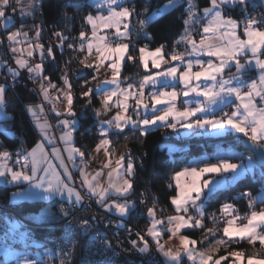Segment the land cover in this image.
Listing matches in <instances>:
<instances>
[{"label": "snow or ice", "instance_id": "1", "mask_svg": "<svg viewBox=\"0 0 264 264\" xmlns=\"http://www.w3.org/2000/svg\"><path fill=\"white\" fill-rule=\"evenodd\" d=\"M183 2L187 4V19L183 21L185 29L168 51L167 44L150 49L148 44L137 47L132 43L133 32L128 21L135 8L126 6L128 0H89V6L96 13H89L83 18L90 27V35L81 30L77 38L78 47L68 45L70 49L84 54V59L77 61L80 67L73 74L75 78H83L84 69L89 70L91 77L84 79L80 85L83 89L81 96L76 97L67 69L62 70L58 77L63 88L46 74L49 71L47 66L51 64L55 68L58 62L54 47L46 48L39 43L43 25L21 23L18 30L7 32V27L14 22L8 9L16 13L19 8L22 17L34 19L41 9L39 0H27V7L24 0H0V28L6 32L0 37V46L7 43L15 65L0 57V70L7 72V77H0V119H9L6 93L18 83H23V72L27 73L29 82L38 83L42 100L39 105H24L39 131V141L35 146L30 151L10 152L0 143V183L17 187L26 184L24 190L13 194L21 199L53 200L59 197L69 206L85 205L86 200L94 199L105 212L119 217L114 226L123 229L126 228L124 222L141 212L140 205H146L147 201L131 199L135 194L136 162L130 152L116 160L111 158L109 146L113 142L112 137L123 135L126 129L146 136L154 126L170 129L178 135L181 132L196 137L234 135L237 140L250 144L254 156L235 163V153L218 150L210 158L215 162H193L195 166L175 172L173 183L168 187L177 190V195L170 198L177 214L159 217L156 198L153 197L152 207H147L145 212L150 225L144 234L137 231L136 239H130L129 245L132 251L148 257L147 264H264V259L245 256L242 251L236 250L214 258V254L198 250V241L182 234V230L206 227L203 222L206 218L205 201L229 180L234 182L245 173L253 172L257 166L264 177V19L245 15L243 21H239L226 12V8L236 5L246 11L248 0H209L208 6L203 8L195 0ZM180 3L181 0H169L165 7L175 8ZM146 23L145 20L138 21L141 28ZM25 27L34 31V37H29ZM197 28L200 29L198 35ZM102 30L109 31L101 34ZM55 35L60 39L55 49L62 52L69 37L60 32ZM143 35L151 40L146 31ZM180 46H183V51L179 50ZM133 52L138 55L133 56ZM34 53L38 55V63L32 62ZM127 62L137 63L143 70L142 77L135 81L129 77L121 79ZM65 63L70 66L72 61ZM102 69L109 70L110 78L100 79ZM30 91L36 93L37 89ZM81 97L87 101L84 108L90 107L95 98L100 102V107L93 109L99 133L95 151L105 153L106 163H102L95 172L88 171L87 149L82 151L74 146V133L79 124L74 100ZM58 103L65 104L63 112L57 109ZM45 105L49 106L47 112ZM49 113L55 114V125L47 119ZM54 127L61 130L59 135L52 131ZM75 174L79 176L78 186ZM147 191L140 195L145 196ZM241 199H246L250 207H255L256 198L250 191L233 198ZM190 209L196 216L190 213ZM70 211L71 207L61 206L64 218L69 216ZM219 212V216L207 213L213 223L223 222L225 225L222 237L216 240V253L220 248L241 242L253 245L259 242L264 246V210H252L250 215L241 217L234 203L225 202ZM95 220L93 215L92 222L83 219L75 223L86 234ZM68 223L71 227L73 221ZM0 231L4 236L0 250L7 257L13 254L7 242L15 241L17 236L23 240L25 234L7 222ZM127 232L131 236L132 229L127 228ZM165 234H169V239H178L179 246H171L164 240ZM116 235L117 244H122L119 234ZM214 236L215 232L208 229L205 239ZM75 237L74 231L69 233L72 248L77 243ZM101 243L106 249L112 248L108 240ZM152 245L158 255L152 253ZM121 250L129 251L127 248ZM21 259L22 264H36L28 257ZM103 264L110 262L104 261ZM129 264L133 262L129 261Z\"/></svg>", "mask_w": 264, "mask_h": 264}, {"label": "trees", "instance_id": "2", "mask_svg": "<svg viewBox=\"0 0 264 264\" xmlns=\"http://www.w3.org/2000/svg\"><path fill=\"white\" fill-rule=\"evenodd\" d=\"M167 0H128V6L135 8V13L139 12L143 20L146 21L145 14L152 12ZM201 8L208 6L209 0H195ZM41 15L40 20L43 26V41L45 45H50L55 49V40L58 37L55 33L60 32L63 36H68L69 39L64 42L63 48H69V44L78 46L79 33L81 30H86L84 17L89 13H95L94 8L89 6V0H40ZM187 4L181 0L177 7L163 13L151 21H147L143 27L147 33L152 34L153 41L144 40L151 47H157L160 44H167L170 48L184 32L185 25L183 21L187 19L185 8ZM234 10V11H233ZM231 13L229 10H227ZM234 15L238 14V9H232ZM83 25V29H82ZM45 27V29H44ZM45 31L48 37L45 35ZM143 42V41H141ZM46 46V47H47ZM56 50V54H57ZM3 57V56H2ZM5 59V57H3ZM6 60V59H5ZM133 62H127L124 66V74H128L135 69ZM49 71L46 73L53 80H58L61 75V66L53 68V65L47 66ZM87 74L80 78L84 81L85 78H90ZM74 87V95L81 96V92L77 87V82L72 80ZM38 91L33 93L29 88L18 83L15 88H11L6 93V99L9 101L7 112L11 115L10 119L3 121L7 127L8 133L0 130L1 143L3 148L9 149L11 152L21 149L31 150L35 143L39 141V131L34 126V121L29 112L25 111L24 105L36 104L39 101ZM87 103L86 99L78 98L74 100V109L76 110L79 124L77 131L74 133L75 144L82 151L87 149L86 157L95 148L98 143V131L95 125L93 109L99 104V99H93L90 107L84 108ZM126 137V138H125ZM110 149L113 156H121L130 152L133 160L136 162L135 172V196H139L144 187H148V196L156 198V204L162 206L165 210L170 209V198L175 194V188L169 189L168 183L172 173L185 167L193 157L208 154L209 158L213 157L218 150L231 147L234 151V160L241 159L244 155L251 151L241 144V140L225 137L221 139L211 137H190L183 139L173 131L153 130L146 136H141L139 132L125 130V133L119 137H112ZM168 145L180 147L178 151H170ZM225 152V149H224ZM146 154V155H144ZM254 175H248L243 178L231 182L228 186L214 192L206 202V218L204 219L205 228L187 231L186 234L199 243V247L207 246L215 239L221 237V227L223 222L213 223L212 219L207 216V213H215L220 215L219 208L225 202H232L239 210L241 217L249 215L252 210L264 209V177L261 176V169ZM13 187L0 186V193L7 198ZM250 191L256 198L255 207L249 206L246 199L233 200L240 193ZM262 195V198L259 196ZM131 197V199L133 198ZM60 199L53 200H34L24 201L21 203H9V206L25 220L37 224L28 231L25 227H20L19 232L25 234L24 242L18 241L19 236L15 241L9 240L13 247L23 248L25 246L33 247L31 242L40 241L44 246L52 245L56 236L60 234V216L57 211V204ZM52 209L56 215L53 219H44L36 217L42 209ZM136 214V213H135ZM134 214V215H135ZM133 215V216H134ZM208 229H212L216 234L214 237L205 239V234ZM219 230V231H217ZM4 239V238H3ZM258 245L241 242L233 244L228 249L245 251L247 254L264 255L257 250ZM222 249V248H221ZM36 264H57L55 255L36 257L32 255ZM0 264H20L16 260L6 261L0 258Z\"/></svg>", "mask_w": 264, "mask_h": 264}, {"label": "built area", "instance_id": "3", "mask_svg": "<svg viewBox=\"0 0 264 264\" xmlns=\"http://www.w3.org/2000/svg\"><path fill=\"white\" fill-rule=\"evenodd\" d=\"M13 18H18V8L16 13H12ZM254 17L264 19V11L257 7L254 12ZM131 19V28L132 36L131 41L137 47H141L146 43L144 40L143 33L145 32L144 28H141L138 24V21L143 20L140 16L139 12L133 14ZM44 26V25H43ZM45 29V27H44ZM109 31V30H106ZM151 37L150 41H153L152 34L148 33ZM6 35V32L3 28H0V37ZM143 41V42H141ZM127 42V41H126ZM54 46L60 44V39L58 38L54 42ZM171 48H168V51H171ZM56 54V60L58 64L61 66V72L64 69L70 74V78L77 82V87L80 92H82V88L80 85L84 83L80 78H75L73 75L76 72V69L80 67L77 61L82 60V54L75 51L74 48H63L62 52L58 49ZM0 54L5 57L7 61L12 59V54L8 51L7 43L5 45L0 46ZM66 61H72L69 65H66ZM85 75L87 74V69H84ZM84 75V76H85ZM23 83H20L24 86L27 84L26 88L29 89H37V83H32L27 80V73L23 72ZM83 76V77H84ZM0 77H6L4 74L0 75ZM2 82V80H0ZM9 83H11V79H9ZM92 86V85H89ZM74 90V87H73ZM225 111H230V109H225ZM146 155V154H144ZM149 188L146 186L143 188V192L148 190ZM132 199L134 200H146V205H140L141 212H137L131 219L126 220L124 223L126 224V228L117 229L114 225L118 222L119 217L112 213L105 212L96 201L86 200L85 205H74L69 206L67 202L60 201L57 204V211L60 216V234L56 236L54 242L52 243V247L54 249V255L57 260V264H103L104 261H109L110 264H129V261L133 262V264H147L148 257L141 256L140 254L132 251L129 245L130 239H136L135 233L137 231L144 234L146 232V227L148 225V218L145 214L147 207H152L153 199L148 196V191L145 196H135ZM64 208L71 207V211L69 212V216L64 218L61 213V206ZM95 215L96 220L93 222V227L88 233H84L81 231L79 225L75 223L77 220L88 219L92 222V217ZM69 220L73 221L71 227H69ZM111 221L112 223H108ZM7 222L10 225H15L18 230L20 227H25L28 231L31 230L34 226H38L35 223L25 220L18 212L14 211L9 206V200L5 195L0 193V228ZM127 228L132 229L131 236L128 235ZM76 233V246L72 248L70 244L69 233ZM119 234V240L123 241L122 244H117V235ZM1 237L4 238L2 231H0ZM95 237V239H93ZM17 238V237H16ZM147 238V237H146ZM108 240L110 241L112 248H104L102 246V241ZM151 245V241H150ZM127 248L128 252H123L121 249ZM113 249L115 251H113ZM70 253V254H69ZM152 253L154 255H158L155 253L154 245H152ZM159 260H162V257H158Z\"/></svg>", "mask_w": 264, "mask_h": 264}, {"label": "crops", "instance_id": "4", "mask_svg": "<svg viewBox=\"0 0 264 264\" xmlns=\"http://www.w3.org/2000/svg\"><path fill=\"white\" fill-rule=\"evenodd\" d=\"M39 2H40V0H39ZM169 3V0H167V1H165V2H163L158 8H156V9H154L152 12H149V13H147V14H145V18H146V21H151L153 18H155V17H157V16H159V15H161V14H163V13H166V12H168V11H170L172 8H166L165 6L167 5ZM255 5H256V3H255V0H248V3H247V5L245 6L246 7V11H243V10H241L240 8H241V6L240 5H236V6H234V7H229V8H226V12L228 13V15H230L232 18H235V19H237V20H239V21H243V19H244V17H245V15H251V16H254L253 14H254V12H255V9L257 8H254L255 7ZM24 6L25 7H27V0H24ZM126 6H128V5H126ZM129 7V6H128ZM232 9H238V14L239 15H234L233 13H232ZM227 10H229L231 13H229ZM234 11V10H233ZM8 12H9V14H11L12 15V12H11V9H8ZM93 15H95L96 13H92ZM40 15H41V9H40V12L38 13V14H36V16H35V18L33 19L32 17H27V18H25V17H22L21 15H20V10H19V8H18V18L17 19H14L13 18V23L12 24H10L8 27H7V32H11V31H16V30H18L19 28H20V25H21V23H23V24H25V25H32V24H35V25H42V23H41V20H40ZM128 23H129V28H131V19L129 18V21H128ZM24 31H26V32H28V34H29V37H34V35H35V33H34V31L31 29V28H29V27H25L24 28ZM86 32H88L89 33V35H90V27L87 25V28H86V30H85ZM104 31H106V30H102V32H101V34H103V32ZM199 31H200V29L199 28H197V32H196V34L198 35V33H199ZM43 29H42V32H41V36H40V39H39V43H41V44H43L45 47H46V45H45V43H44V41H43ZM33 43H36V41L35 40H33ZM24 46H26V45H21V47H24ZM144 46V45H143ZM78 47V46H77ZM142 47V46H141ZM150 47V49H154L155 47H151V46H149ZM179 50L180 51H183L184 49H183V46H180V48H179ZM133 54V56H137L138 55V53L137 52H133L132 53ZM36 55L37 54H35L34 53V58H33V63H38L39 62V59H37L36 58ZM0 57H2V55L0 54ZM3 58V57H2ZM5 60V59H4ZM7 61V60H6ZM7 63L8 64H12L13 66H15L14 65V61H13V58L10 60V61H7ZM125 66V65H124ZM135 69L132 71V72H130V73H128V74H124V67H123V70H122V74H121V79H124L125 77H129L130 79H131V81H135V80H137V79H139L140 77H142V75H143V70L138 66V64L136 63L135 64ZM150 67H151V64L149 65ZM233 72L235 71V69H233L232 70ZM5 75L6 77H7V72L5 71V70H0V75ZM48 75V74H47ZM254 73H253V77H254ZM106 78H110V72H109V70H107V69H102L101 70V74H100V79L101 80H103V79H106ZM247 78V77H246ZM10 79V78H9ZM53 80V79H52ZM53 82L54 83H57V84H59V81H57V80H53ZM59 86L61 87V88H63L64 86H63V84H59ZM39 95V94H38ZM52 95L53 96H55L56 95V93H52ZM42 103V100H41V97H40V95H39V101H38V103H36L35 105H39V104H41ZM29 105H33V104H29ZM48 105H45V111L47 112L48 111ZM65 104L64 103H58L57 104V109L59 110V111H61V112H63L64 110H65ZM100 107V102H99V104L95 107V108H99ZM7 114H8V117H9V119H10V117H11V115L7 112ZM30 114V113H29ZM31 115V114H30ZM108 117H101V119H107ZM135 118V117H134ZM47 119L49 120V122L51 123V124H53V125H55L56 124V117H55V114L54 113H49L48 114V116H47ZM8 120V119H7ZM3 121H6V120H3V119H0V130H2V131H5V132H9V131H7V127H6V125H5V123H3ZM34 121V120H33ZM157 129H159V130H162V131H164V132H166V131H172V130H170V129H164V128H157V127H153L150 131H153V130H157ZM127 130V129H126ZM52 131L56 134V135H59V132L61 131L60 129H58V128H53L52 129ZM149 131V132H150ZM179 136L181 137V138H183V139H186V138H190V137H196V136H191V135H184L182 132H181V134H179ZM225 137H233V138H235V136L234 135H226V136H223V137H211V138H216V139H221V138H225ZM201 138H204V137H201ZM236 139V138H235ZM237 140V139H236ZM0 143H1V138H0ZM74 146L75 147H77L76 146V144H75V137H74ZM169 146V149H170V151H178V150H180V147H178V146H174V145H168ZM110 147V146H109ZM4 149H6V148H4ZM225 149V152H228V153H234V151H233V149L231 148V147H229V148H224ZM224 149L223 150H221V151H224ZM6 150H8V151H10L9 149H6ZM30 151V150H29ZM11 152V151H10ZM254 155H253V153L251 152V154L250 153H248V154H246V155H244L241 159H239V160H234L233 159V162H235V163H240L245 157H253ZM120 156H113L112 155V159L113 160H116V159H118ZM87 158L89 159V167H88V171L89 172H95L98 168H99V166L102 164V163H106V156H105V153L103 152V151H100V152H96L95 151V148L89 153V155L87 156ZM15 158H13V160H14ZM206 161V162H215V159H211L210 160V158H209V155L208 154H203V155H201V156H197V157H193L191 160H190V162L185 166V167H189V166H195V163H193V162H198V161ZM78 162V161H77ZM10 164H12V161H10L9 162ZM185 167H183V168H185ZM182 168V169H183ZM182 169H180V170H182ZM180 170H178V171H180ZM74 171V173H75V170H73ZM258 171H260L259 170V166H257V168L253 171V172H248V173H245L244 175H242V176H240L238 179H240V178H243V177H245V176H248V175H254V174H256ZM174 174H175V172L174 173H172L171 174V176H170V181H169V183L168 184H171V183H173V180H172V177L174 176ZM74 178L76 179V182H77V186L79 185V176H78V174H75L74 175ZM105 180H106V177H105ZM232 181L231 180H229V182L225 185V186H223V187H221V188H219V189H217L216 191H218V190H220V189H222V188H224V187H226V186H228L230 183H231ZM0 186H7V187H13L14 189L13 190H11L10 191V193H9V196H8V200H9V203H21V202H24V201H34V200H41V199H38V198H32V199H21V198H18V197H15L13 194L14 193H17V192H20V191H22V190H24L26 187H27V185L26 184H21L19 187H17V186H14V185H11V184H3V183H0ZM174 195H177V190L175 189V194ZM173 195V196H174ZM259 198H262V195H260L259 196ZM55 199H60L59 197H57V198H55ZM205 205H206V202H205ZM156 206V208H157V215L159 216V217H162V218H167L168 216H173V215H176L177 213H176V211H175V206L173 205V204H171V202H170V209H168V210H165L162 206H160L159 204H156L155 205ZM50 211H51V213H52V216H48L47 214H42V210L39 212V213H37L35 216L36 217H41L42 216V218H44V219H53L54 217H56V215H55V213H54V211L52 210V209H49ZM261 210H264V209H261ZM257 211H259V210H257ZM190 213L193 215V216H196V213L195 212H192V210L190 209ZM251 213V212H250ZM250 213H249V215H250ZM42 214V215H41ZM148 218V217H147ZM197 219H199V217L197 216L196 217ZM148 225H147V227L150 225V220H149V218H148ZM244 222H246V221H244ZM238 223H240V221H238ZM225 225L223 224V226L221 227V232H222V228L224 227ZM147 227H146V229H147ZM187 231H190V230H182V234H185V235H187L186 234V232ZM222 234V233H221ZM190 237V236H189ZM221 237H222V235H221ZM220 237V238H221ZM190 238H192V237H190ZM192 239H194V238H192ZM217 239H219V238H217ZM217 239H215V241H212L211 243H209L207 246H204V247H199V243H197V245H196V247L198 248V250H200V251H206V252H208L209 254H214V258H215V256H219V255H224L226 252H230V251H233V250H235V249H232V250H230V249H228V248H220L219 249V252L218 253H216L215 252V246L214 245H216V240ZM164 240H166V241H168L169 242V244L171 245V246H173L174 248L175 247H178L179 246V240L178 239H176V238H172V239H169V234H165L164 235ZM196 240V239H195ZM4 241V239H3V237H1V234H0V242H3ZM197 241V240H196ZM10 245H11V247H12V250H13V254L12 255H10V256H5V254H4V252L2 251V250H0V258H3V259H5L6 261H10V260H16L18 263H20V264H22V259L21 258H23V257H28V258H30V259H32L33 261H35L33 258H32V255L31 254H28L26 251L27 250H25V249H23V248H16V247H13L12 246V244L11 243H9ZM256 245H258V247H257V250L259 251V253H264V246H262L259 242H257L256 243ZM218 246V245H217ZM236 251H239V250H236ZM244 254H245V256H249V255H251V256H254L255 258H257V259H264V255H257V254H247L245 251H242ZM42 258L44 257V255L43 256H41ZM163 258V257H162ZM186 259V258H185ZM189 264H190V262H189Z\"/></svg>", "mask_w": 264, "mask_h": 264}, {"label": "rangeland", "instance_id": "5", "mask_svg": "<svg viewBox=\"0 0 264 264\" xmlns=\"http://www.w3.org/2000/svg\"><path fill=\"white\" fill-rule=\"evenodd\" d=\"M47 46V45H46ZM50 45H48L47 47H49ZM46 47V48H47ZM82 54V59H84V54L83 53H81ZM36 58L38 59V55H36ZM91 78V77H90ZM90 78H85V79H90ZM89 87H91V86H89ZM37 88H38V83H37ZM38 91V90H37ZM75 90H73V92H74ZM75 93V92H74ZM42 214L44 215V214H47L48 216H52V213H51V211L49 210V209H47V208H44V209H42ZM41 214V215H42ZM216 234V233H215ZM217 235V234H216ZM18 241H20V242H24V239L22 240L20 237L18 238ZM31 244L33 245V246H35V248H33V247H27V246H25V248H26V252L28 253V254H31V255H34V256H36V257H41V256H52V255H54V249H53V247H52V245H47V246H44V244L42 243V242H40V241H33V242H31ZM215 246V248H217L218 246H217V244L216 245H214ZM51 264H54L53 262H51Z\"/></svg>", "mask_w": 264, "mask_h": 264}, {"label": "water", "instance_id": "6", "mask_svg": "<svg viewBox=\"0 0 264 264\" xmlns=\"http://www.w3.org/2000/svg\"><path fill=\"white\" fill-rule=\"evenodd\" d=\"M255 3H256V5H255L254 8L259 7V8H261L264 11V0H255ZM240 9L242 10V8H240ZM241 144L245 148L249 149L254 155V152H253V150H252V148H251L249 143H245L244 141L241 140Z\"/></svg>", "mask_w": 264, "mask_h": 264}, {"label": "bare ground", "instance_id": "7", "mask_svg": "<svg viewBox=\"0 0 264 264\" xmlns=\"http://www.w3.org/2000/svg\"><path fill=\"white\" fill-rule=\"evenodd\" d=\"M45 35H46V37H48V34H47V32L45 31Z\"/></svg>", "mask_w": 264, "mask_h": 264}]
</instances>
